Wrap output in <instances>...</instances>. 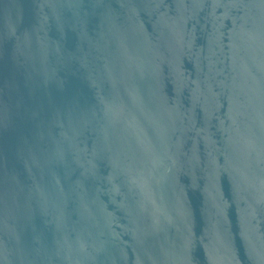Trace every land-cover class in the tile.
I'll use <instances>...</instances> for the list:
<instances>
[{"label": "water", "instance_id": "water-1", "mask_svg": "<svg viewBox=\"0 0 264 264\" xmlns=\"http://www.w3.org/2000/svg\"><path fill=\"white\" fill-rule=\"evenodd\" d=\"M0 264H264V0H0Z\"/></svg>", "mask_w": 264, "mask_h": 264}]
</instances>
